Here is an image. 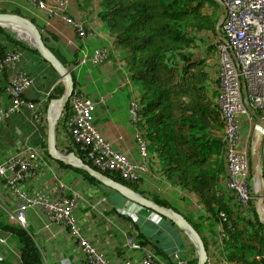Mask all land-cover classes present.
Segmentation results:
<instances>
[{"label":"crops","instance_id":"crops-1","mask_svg":"<svg viewBox=\"0 0 264 264\" xmlns=\"http://www.w3.org/2000/svg\"><path fill=\"white\" fill-rule=\"evenodd\" d=\"M44 1L50 4L66 1L67 7L55 16H49L46 11L40 10L32 0H0V8L7 12L20 11L22 15L33 20L43 37L47 39L46 44L72 71L76 89L96 103L94 124L98 131L116 151L125 154L134 164L147 165V171H139L140 178L136 182L139 193L150 199L166 200L186 218L191 217L198 221V212L202 210L199 195L188 193L179 184L166 180L158 159L150 152L146 159L140 155L139 131L131 112V104L135 100L138 87L126 77L123 65L111 59L118 58L119 52L114 49L112 38L96 14L98 8L84 7L82 0ZM70 19L85 25L86 36L78 34ZM3 28H7L11 36L29 44L23 39L27 36L22 37V34L19 36L14 29ZM0 39L9 44L8 51L18 50L22 53L20 61L15 66L0 71L3 105L10 103L6 88L11 78L17 72H26L32 78V85L25 91L24 96L27 100L39 104L41 115L40 121L36 122L32 118V111L24 107L0 124L2 163L25 146L41 148L44 134L48 132V108L51 100L57 98L51 93L61 80L59 74L33 50L31 44L29 45L32 50H27L8 42L4 34L0 33ZM96 50L106 53L107 57L102 62L95 63L92 60ZM53 111H56V107ZM65 124L67 129L64 127ZM59 126L63 127L60 129L63 139L68 134L67 118L61 119ZM43 155L46 157L44 168L36 176L23 182L21 188L31 194L54 184L55 177L68 183L80 194L73 214L83 236L112 262H118L121 258L139 262L143 257V248L172 263L175 254L188 260L190 264V261L197 258V250L189 237L168 219L155 212L145 214L143 211L150 210L140 209L117 192L89 182L76 170L60 167L55 160L46 156L45 151ZM3 204L7 205V209L2 206ZM17 205L18 198L0 179V215L10 221L9 216L17 209ZM153 215L158 216L159 220ZM26 218L27 228H33L42 247L44 264H60V259L65 257H69L76 264H85V255L79 249L77 240L66 228L51 222L42 209L29 208ZM151 220L155 222L153 226L156 227L153 233L147 229V223ZM208 223L203 228L208 254L213 260L219 261L224 259L220 255L223 247L220 242L221 223L215 224L214 228L218 231L216 236L212 235ZM13 237L9 231L0 229V258L4 257L14 264H19L18 246ZM131 242H137L143 248H133Z\"/></svg>","mask_w":264,"mask_h":264},{"label":"trees","instance_id":"trees-1","mask_svg":"<svg viewBox=\"0 0 264 264\" xmlns=\"http://www.w3.org/2000/svg\"><path fill=\"white\" fill-rule=\"evenodd\" d=\"M82 2L84 7L98 8L96 14L112 38L114 49L119 52L118 58L111 59L123 65L126 77L138 87L135 125L149 152L158 159L163 176L188 193L199 195L202 210L199 209L198 221L191 217L187 219L201 234L206 248L205 224L209 222L207 225L216 236L215 224L221 222L227 236L220 253L224 259L231 264H264V225L260 223L255 207L242 208L225 184V125L216 100L220 92L216 26L222 6L215 0ZM0 12L7 11L0 8ZM15 13L21 14L20 11ZM9 32L0 26V33L8 42L32 50L28 43ZM44 41L47 43L45 37ZM8 48L9 44L0 39V60ZM33 50L40 55L37 49ZM56 56L65 64L58 54ZM64 89L61 82L51 94L60 97ZM67 109L68 106L63 120L67 117ZM64 127L67 129L66 124ZM61 128L59 124L56 126L58 149L64 153L74 152L93 166L78 146H74L69 134L61 138ZM46 146L45 133L41 150L50 158ZM56 163L62 168L76 170L89 182L101 186L83 170ZM105 173L139 192L135 182L124 180L114 171ZM152 200L166 207L172 206L160 198ZM229 225L234 227L233 231L228 229ZM0 229L14 236L19 264H44L42 247L32 227L23 228L0 215ZM190 262L197 264V258ZM0 264L14 263L3 257Z\"/></svg>","mask_w":264,"mask_h":264},{"label":"built area","instance_id":"built-area-1","mask_svg":"<svg viewBox=\"0 0 264 264\" xmlns=\"http://www.w3.org/2000/svg\"><path fill=\"white\" fill-rule=\"evenodd\" d=\"M40 10L49 16L59 15L67 6L66 1L47 3L44 0H32ZM223 6L225 19L221 25V36L216 41L219 70L220 92L217 103L225 125L224 141L226 143V187L233 192L239 205L251 209L256 204L259 189L258 177L252 173L249 156V140L255 119L245 105L243 83L248 92L251 108L264 117V0H218ZM79 35L86 36L84 24L69 20ZM20 51H8L0 60V71L15 66L20 61ZM106 53L96 50L92 60L102 62ZM32 85V78L26 72H17L10 80L6 90L10 103L3 105L0 90V124L24 107L32 111L36 122L41 119L40 106L37 102L27 100L25 91ZM131 112L134 124L138 120L137 101L133 100ZM96 103L75 89L70 101L67 115L69 136L74 146H78L83 155L99 170L117 172L124 180L137 182L140 170L147 171L145 163L134 164L125 154L116 151L96 128ZM245 129V131H244ZM140 155L146 159L149 151L146 142L138 135ZM260 162L264 169V133L259 141ZM45 158L41 149L25 146L16 155L0 163V179L18 198L17 209L10 214L11 222L27 228L26 212L29 208L39 207L51 222L60 224L77 240L81 252L85 255V264H190L177 254L172 261L160 259L154 252L143 248L137 242L131 247L144 249L139 262L121 258L112 262L88 238L84 237L77 224L73 211L80 197L64 180L55 177L54 184L38 189L29 194L21 188L26 180L36 176L44 168ZM264 200V197H263ZM264 212V205H263ZM225 216L224 213L220 214ZM225 220V219H224ZM221 223V222H220ZM223 224L221 223V230ZM228 229L233 231V226ZM227 238L222 230L220 242ZM60 264H76L69 257L60 259ZM205 264H231L228 260H213L208 257Z\"/></svg>","mask_w":264,"mask_h":264},{"label":"water","instance_id":"water-1","mask_svg":"<svg viewBox=\"0 0 264 264\" xmlns=\"http://www.w3.org/2000/svg\"><path fill=\"white\" fill-rule=\"evenodd\" d=\"M225 16L226 15L224 12V14L221 16L217 23L216 31L218 36H221V25L223 20L225 19ZM0 26L14 29L19 33V35H21V33H27V35H29L30 37L27 38L29 44H31L34 49H37L41 57L46 62H48L53 67V69L59 74L60 80L64 85L65 89L63 94L60 97L53 98L48 108V132L46 150L49 157H51L55 161L63 163L65 166H70L76 169L83 170L89 176L96 179L102 186L117 192L126 200L137 204L142 208L149 209L168 219L180 230H182L193 243L194 247L197 250V264H205L209 257V254L204 240L201 234L195 229V227L183 214L177 212L172 207L163 206L155 202L154 200L133 190L131 187L124 184L123 182L113 179L112 177L108 176L105 172L97 169L88 162L84 161L76 153H64L60 149H58L56 142V125L62 118V115L75 89V80L72 71L60 61L56 54L46 44L42 32L40 31L38 26L33 22L32 19L15 12H0ZM243 96L246 107L248 108L252 117L255 119V126L253 128L250 142V164L251 170L255 175H257L259 182V190L257 193L255 210L258 214L260 223L264 225V170L261 166L259 157V141L260 137L264 133V117H261L251 108L248 99L247 88L244 83ZM54 107H56L55 112L53 111Z\"/></svg>","mask_w":264,"mask_h":264},{"label":"rangeland","instance_id":"rangeland-1","mask_svg":"<svg viewBox=\"0 0 264 264\" xmlns=\"http://www.w3.org/2000/svg\"><path fill=\"white\" fill-rule=\"evenodd\" d=\"M19 34V33H18ZM20 36V35H19ZM24 36V34L22 35V37ZM26 36V35H25ZM26 40H27V42H28V39L27 38H30L29 37V35H27V37H24ZM31 40V39H30ZM213 42H215V41H213ZM218 62V61H217ZM244 131H245V129H244ZM251 135H252V133H251ZM251 140H249V142H250ZM249 146H250V144H249ZM260 157V156H259ZM130 202V201H129ZM130 204H132V203H130ZM134 204V203H133ZM5 209H7V205H5V204H3L2 205ZM134 206H136V204L134 205ZM136 207H138V206H136ZM138 208H140L141 209V207H138ZM9 210V209H8ZM125 212V211H124ZM138 212V211H137ZM145 214H154V213H152V211H143ZM126 213V212H125ZM130 214V213H129ZM141 214V213H140ZM155 214H157V213H155ZM157 215H159V214H157ZM134 216H136V215H134ZM155 215H153V217H154ZM153 217H152V219H153ZM158 220H159V217L158 216H155ZM137 219V218H136ZM167 220V219H166ZM153 225H155V222L153 221V220H151V221H148V223H147V229H150V232L151 233H153L155 230V226H153ZM161 233H163V231H160ZM14 238V237H13ZM17 243V242H16Z\"/></svg>","mask_w":264,"mask_h":264},{"label":"clouds","instance_id":"clouds-1","mask_svg":"<svg viewBox=\"0 0 264 264\" xmlns=\"http://www.w3.org/2000/svg\"><path fill=\"white\" fill-rule=\"evenodd\" d=\"M216 1V0H215ZM218 2V1H217ZM220 5H221V3L220 2H218ZM222 6V5H221ZM224 14V12H223V6H222V14H221V16ZM221 18V17H220ZM220 37V36H219ZM16 51H18V50H16ZM218 62H219V60H218ZM75 89H76V87H75ZM74 89V90H75ZM74 92V91H73ZM73 94V93H72ZM70 101V100H69ZM68 109H67V115H68V112H69V102H68ZM66 112V109H65V111H64V113ZM64 113H63V115H62V118H63V116H64ZM257 113V112H256ZM65 116H66V114H65ZM61 118V119H62ZM67 118V117H66ZM60 119V120H61ZM58 124H59V122H58ZM57 124V125H58ZM56 125V126H57ZM254 126H255V124H254ZM254 128V127H253ZM252 132H253V129H252ZM251 132V133H252ZM68 134H69V132H68ZM69 136V135H68ZM252 136V135H251ZM70 137V136H69ZM250 140H251V137H250ZM251 142V141H250ZM41 149V148H40ZM42 151H44V150H42ZM149 151V150H148ZM249 156H250V146H249ZM259 156H260V152H259ZM45 159H46V157H44ZM51 158V157H50ZM52 159V158H51ZM261 163V162H260ZM94 166V165H93ZM94 167H96V166H94ZM250 167H251V164H250ZM97 168V167H96ZM98 169V168H97ZM264 170V169H263ZM252 171V170H251ZM253 173V172H252ZM254 174V173H253ZM257 176V175H256ZM136 183V182H135ZM68 184V183H67ZM259 190V189H258ZM256 201H257V199H256ZM132 203V202H131ZM135 205V204H134ZM136 206H137V204H136ZM139 206V205H138ZM140 207V206H139ZM254 207H256V204L254 205ZM142 208V207H141ZM151 211V210H150ZM153 212V211H152ZM161 216V215H160ZM163 217V216H162ZM233 229H234V227H233ZM224 244V243H223ZM223 246V245H222Z\"/></svg>","mask_w":264,"mask_h":264},{"label":"bare ground","instance_id":"bare-ground-1","mask_svg":"<svg viewBox=\"0 0 264 264\" xmlns=\"http://www.w3.org/2000/svg\"><path fill=\"white\" fill-rule=\"evenodd\" d=\"M22 35L24 34V35H27V33H21Z\"/></svg>","mask_w":264,"mask_h":264}]
</instances>
